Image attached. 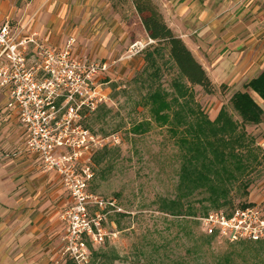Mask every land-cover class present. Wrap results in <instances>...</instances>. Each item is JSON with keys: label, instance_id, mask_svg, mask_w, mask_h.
Wrapping results in <instances>:
<instances>
[{"label": "rangeland", "instance_id": "obj_1", "mask_svg": "<svg viewBox=\"0 0 264 264\" xmlns=\"http://www.w3.org/2000/svg\"><path fill=\"white\" fill-rule=\"evenodd\" d=\"M32 1L0 0V29L9 26V37L14 44L18 42L14 33L18 37L22 35L21 40L25 41L23 46H17L24 59L20 61L23 62V74L31 73L28 82L42 86L38 94L45 104L41 116L55 118L49 126L55 136L51 139L55 144L53 153L71 156L64 164L68 169L75 167V173H83V167L89 166L92 174L88 180L89 191L105 200H115L121 208V211L108 210L105 226L116 236L108 237L105 244L93 249L90 264H264V240L230 242L210 238L199 221L214 208L213 199L218 196L220 202H228L222 207L234 208L250 203L264 209V119L257 125L247 123L231 103L233 94L245 91L244 85L250 79L235 86L215 85L213 93H207L199 85L194 86L195 99L211 120L225 107L237 122L234 145L246 168L228 182L226 196H216L208 188H202L182 198V212L172 213L165 207L168 201L181 194L178 185L188 151L184 144L187 136L181 126L172 122L171 115L167 121L154 119L146 100L147 83L136 80L145 66L144 51L154 41L147 37L133 4L130 0H109L118 18L128 26L122 27V31L131 32L134 40L127 43L115 40L114 44L106 39L100 42V30L97 29L100 22L96 26L93 22V27L84 32L80 41L70 36L61 48L54 49L39 39L29 43L26 36L34 39L37 36L29 31L21 32L26 26L22 28L18 19L29 21L34 18L26 15ZM4 9L12 15L3 16ZM8 61L4 59L3 63ZM69 63L72 70L67 73ZM51 69L54 71L49 72ZM170 80L168 73L161 80L163 88L169 92L172 91ZM13 90L11 81L0 82V118L16 119L11 127L0 119V130L9 127L13 134L20 133L21 136L0 140V165L6 159L12 167L16 163L23 165L32 157L37 168L35 173L41 172L44 178L50 173L59 176L61 187L69 196V207L72 200L64 176L48 169L40 153L29 145V131L20 119L25 118L24 102L29 99L26 97L20 102ZM26 94L23 89L22 95ZM253 95L264 107L263 101ZM48 101L51 103L47 104ZM28 107L29 115L32 107ZM138 124L145 127L140 132L134 130ZM113 135L117 138H112ZM188 138L192 141V137ZM59 139L63 145L56 144ZM2 141H7L11 148L5 149ZM100 151L103 153L96 163L94 156ZM76 152L78 159L74 157ZM88 155L92 157L91 162H85ZM30 176L33 174L28 173L25 179ZM62 213L56 250L49 251L48 245H44L42 250L36 251L32 246L26 248L27 243H24V250L15 257L17 250L10 249L15 235L0 232V244L6 241L7 246L0 251V264H74L64 252ZM106 261L108 263H104Z\"/></svg>", "mask_w": 264, "mask_h": 264}, {"label": "crops", "instance_id": "obj_2", "mask_svg": "<svg viewBox=\"0 0 264 264\" xmlns=\"http://www.w3.org/2000/svg\"><path fill=\"white\" fill-rule=\"evenodd\" d=\"M155 2L169 26L183 38L216 86H235L264 70V0ZM26 12L34 18L18 19L22 28L26 26L21 32L36 33L39 40L54 49L61 48L70 36L81 40L84 32L93 27V22L95 26L100 22L97 26L100 42L103 39L111 44L115 40L122 43L134 40L131 32L122 31V27L128 26L118 18L109 0H33ZM6 14L8 9H4L3 16ZM144 30L148 35L145 27ZM0 119L7 121L10 127L16 123L15 118ZM20 136V133L13 134L9 127L0 130V140ZM6 142L1 143L5 149H10ZM35 170L32 157L23 165L16 163L12 167L7 159L0 165V232L15 235L10 248L17 250L15 257L24 250V243H27L26 248L32 246L36 251L42 250L44 245H48L49 251L56 250L61 231L59 216L70 202L56 173L45 174L48 177L44 178V174ZM28 173L33 176L25 179ZM0 245V251L7 248L6 241Z\"/></svg>", "mask_w": 264, "mask_h": 264}, {"label": "trees", "instance_id": "obj_3", "mask_svg": "<svg viewBox=\"0 0 264 264\" xmlns=\"http://www.w3.org/2000/svg\"><path fill=\"white\" fill-rule=\"evenodd\" d=\"M130 1L149 37L154 40L144 51L145 66L136 80L141 84L147 83L146 100L154 119L167 121L171 115L172 122L181 126L187 136L184 144L188 151L178 185L181 194L179 198L168 201L165 207L172 213H179L183 211L184 196L208 188L213 195L221 194L224 197L228 194V182L236 179L238 173H243L246 163L234 145L238 124L225 107L211 120L197 103L194 86L199 85L207 93H213L215 84L183 38L169 26L159 5L154 0ZM166 73L171 75V92L164 89L161 83ZM244 86L246 90L235 92L231 103L245 122L260 124L264 119V107L253 94L264 103V70ZM144 128V125L138 124L134 130L140 132ZM188 137H192V141ZM102 153L95 154L96 163H99ZM219 197H214L212 210L228 203L226 200L220 202ZM248 205L255 204L243 203L239 207Z\"/></svg>", "mask_w": 264, "mask_h": 264}, {"label": "built area", "instance_id": "obj_4", "mask_svg": "<svg viewBox=\"0 0 264 264\" xmlns=\"http://www.w3.org/2000/svg\"><path fill=\"white\" fill-rule=\"evenodd\" d=\"M8 28L9 26L5 25L0 29V79L3 77L1 79L3 83L6 81L13 83V95L15 94L20 102L28 97L29 102H24L25 118L20 119L29 131V145L40 153L48 169L55 170L64 176V183L72 200L71 206L62 213V219L65 222L64 252L74 264H90L93 249L105 244L108 237L116 236V233L108 232L105 226L108 210L121 211V208L117 206L115 200H105L89 191L88 180L92 176L89 166L83 167V173H75V167L68 169L64 164L71 156H57L53 153L55 144L51 139L55 136L51 133L49 126L55 118L41 116L43 114L41 108H45L44 100L38 96L42 86L28 82L31 79L29 77L31 73L23 74V62L20 61L24 59L17 50V44L11 42ZM68 53L67 51L64 54L63 64ZM49 55V59H52L53 56ZM4 59L9 61L4 64ZM48 63L49 60L47 65ZM66 67L67 73H70L72 70L70 63ZM53 71V69L49 70V72ZM68 76L72 78L70 74ZM19 83L22 84L19 85ZM23 89L28 95H22ZM50 103L48 101L47 104ZM28 105L32 107L29 115L27 114ZM112 138L117 136L113 135ZM56 144L64 143L59 139ZM85 147L87 151H90L88 146ZM74 157L78 159L77 152ZM91 160L92 157L89 155L85 158V162H91ZM199 221L201 228L208 236L230 242L264 240V209L259 205L221 207L200 217Z\"/></svg>", "mask_w": 264, "mask_h": 264}, {"label": "flooded vegetation", "instance_id": "obj_5", "mask_svg": "<svg viewBox=\"0 0 264 264\" xmlns=\"http://www.w3.org/2000/svg\"><path fill=\"white\" fill-rule=\"evenodd\" d=\"M2 29V28H1ZM10 32V31H9ZM34 37H36V33H34ZM26 38H29V43H31V42H37V40H38V38H36V39H34V38H30V37H28V36H26ZM14 39H17V46H23L24 45V42L25 41H23V40H21L22 39V35H20L19 37H18V35H16L15 33H14ZM40 42H42L41 40H40ZM44 43V42H43ZM0 82L2 83V84H4L3 83V81L0 79Z\"/></svg>", "mask_w": 264, "mask_h": 264}]
</instances>
